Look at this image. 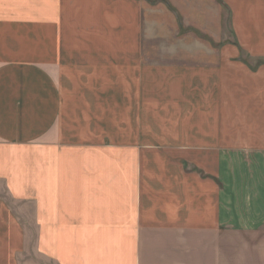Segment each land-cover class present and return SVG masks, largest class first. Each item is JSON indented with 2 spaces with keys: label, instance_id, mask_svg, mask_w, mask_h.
Returning <instances> with one entry per match:
<instances>
[{
  "label": "crops",
  "instance_id": "crops-1",
  "mask_svg": "<svg viewBox=\"0 0 264 264\" xmlns=\"http://www.w3.org/2000/svg\"><path fill=\"white\" fill-rule=\"evenodd\" d=\"M0 264H264V0H0Z\"/></svg>",
  "mask_w": 264,
  "mask_h": 264
}]
</instances>
